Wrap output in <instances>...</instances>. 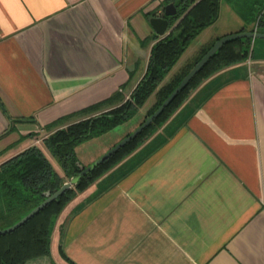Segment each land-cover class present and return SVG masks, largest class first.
Returning a JSON list of instances; mask_svg holds the SVG:
<instances>
[{
  "label": "crops",
  "instance_id": "0c3cea01",
  "mask_svg": "<svg viewBox=\"0 0 264 264\" xmlns=\"http://www.w3.org/2000/svg\"><path fill=\"white\" fill-rule=\"evenodd\" d=\"M221 1L218 20L192 44L219 35ZM167 4L0 0V163L121 104L161 38L149 20ZM244 4L248 14L232 13L240 23L229 33L253 29L264 0ZM200 89L204 99L189 98L64 208L50 241L58 262L264 264V58L231 65Z\"/></svg>",
  "mask_w": 264,
  "mask_h": 264
},
{
  "label": "trees",
  "instance_id": "16d2710c",
  "mask_svg": "<svg viewBox=\"0 0 264 264\" xmlns=\"http://www.w3.org/2000/svg\"><path fill=\"white\" fill-rule=\"evenodd\" d=\"M220 1L168 0V3H172L176 8V14L167 17L171 30L152 46L145 73L129 96L126 99H120L121 104L117 107L69 124L42 140L43 149L55 159L62 174L55 170L43 149L38 146L27 148L0 163V230L18 222L44 200V192L53 193L58 190L82 168L90 165L134 131L162 104L213 43L225 36L212 37L198 50V55L192 61L179 67V63L190 50L189 46L192 42L218 20ZM260 10L256 12L257 15ZM252 11L250 10V13ZM252 30L244 26L234 33ZM257 31L264 33V14L257 22ZM250 45L251 39H235L224 44L161 114L133 140L104 160L87 176L79 179L75 185L22 226L9 234L0 235V264H55L50 252L51 235L55 222L65 206L96 179L132 154L156 130L155 128L167 120L170 114L185 101L190 90L199 88L203 79L208 78L223 66L245 61L249 55ZM173 71L175 72L172 74ZM169 75H171L170 79L165 81ZM200 90L192 100L194 104H198L208 94ZM151 96L155 97V102L144 118L134 124L112 145L104 148L97 158L83 164L78 156L79 148L131 120ZM115 98L119 100L118 96ZM159 142L156 140L151 146L155 147Z\"/></svg>",
  "mask_w": 264,
  "mask_h": 264
},
{
  "label": "rangeland",
  "instance_id": "374dc122",
  "mask_svg": "<svg viewBox=\"0 0 264 264\" xmlns=\"http://www.w3.org/2000/svg\"><path fill=\"white\" fill-rule=\"evenodd\" d=\"M245 1L246 0H229L227 2H225L224 0L221 1V4H222V6H221V13L222 14H221V17H220L217 25L214 27V28H216V27L219 28V35H221V36H222V34L229 35V32H232V31H235L236 30V28H237V26L239 25L240 22L238 20H235L237 18L232 17V13H235V15L237 14L238 17L240 16V18L242 20L243 19V14H247V12H248L247 11V8H246V4H244ZM230 7L233 10H229ZM243 22H245V21H243ZM245 27H248V25H246ZM254 40H255V43L253 44V46L250 45L248 57L251 55V59L252 60H254L256 58V56L264 58V40H258V39H254ZM197 44H198V40L192 44L193 45L192 48H190V50H188L186 56L183 58V61L179 63V67H181L185 63H189L190 61H192L194 59V57L196 55H198V52H199L198 50H200L202 48V46L205 45V43H203L201 45L199 44L198 46H197ZM245 61H243L242 63H245ZM228 67H229L228 65L227 66H223L220 70H217L216 72L212 73L208 78L203 79V81L199 85V88L198 89H194V90L192 89V90H190L189 94H187L188 96L186 97L185 101L170 114V116L167 118V120H165L162 124L158 125V127L155 128L156 130H154L152 132V134H150L148 136V138H146L145 141L137 149H139L142 145L149 143L151 141L150 139L154 136V134L155 133H158V131L162 130V128L165 127V125L167 123H170V122L174 121V117L178 113V111L182 108V106L184 104H186V101L189 98L190 99L191 98H194V96L196 95V93L200 90V87L202 86V84L206 83L212 77L216 76L218 73H220L222 70H224L225 68H228ZM176 70H178V68ZM175 71H173L172 74ZM171 75L167 76L166 79H165V81L168 80V78ZM154 102H155V97L154 96H151L148 99V101L145 103V105L140 109V111L131 120H129L128 122L124 123L123 125L115 128L114 130H112L108 134H106L104 136H101L100 138H97L95 140H92L90 142H87V143L83 144L79 148V151H78V156H79L80 160L83 162V164H87L90 160H92L94 158H97V156L104 150V148H106L109 145H112L119 137H121L122 135H124L126 133V131H128L134 124H136L138 121L142 120L144 118V116L146 115V113L148 112V110L153 106ZM152 147L153 146H151V148ZM40 148L43 149L42 146H40ZM43 151L47 153L46 155L49 158V160L52 163V165L54 166V168L57 169V170H59L60 168H59L57 162L55 161V159L51 155H49L48 152L45 151L44 149H43ZM129 156H127V157H129ZM107 173H105V174H107ZM68 181L69 180H67L66 182H68ZM58 218H57V220H58ZM57 220H56V222H57ZM56 222H55V224H56ZM51 258L55 262V264H61L60 262H58L55 259V256L53 255V252L51 254Z\"/></svg>",
  "mask_w": 264,
  "mask_h": 264
},
{
  "label": "water",
  "instance_id": "95a60500",
  "mask_svg": "<svg viewBox=\"0 0 264 264\" xmlns=\"http://www.w3.org/2000/svg\"><path fill=\"white\" fill-rule=\"evenodd\" d=\"M176 14V8L172 3L165 5L163 10V16L152 17L149 20V23L153 31L160 37L165 35V32L169 26V21L167 17H172ZM235 39H258L264 40L263 32H253V31H244L238 33H232L225 35L218 40H216L211 48L202 56V58L191 68V70L183 77L177 87L170 93V95L162 102V104L150 115L148 116L141 125H139L134 131L129 135L124 137L116 145L110 148L107 152L99 156L94 162L90 165L81 169V171L70 178L68 182H65L58 190L53 193L44 192V200L38 204L34 209H32L28 214L22 217L14 225L0 230V235L9 234L15 231L17 228L22 226L25 222L30 220L33 216L38 214L44 207H46L51 202L55 201L59 196H61L65 191H67L71 186L75 185L79 179L87 176L91 171H93L97 166H99L104 160L115 154L119 149L128 144L133 140L140 132L147 128L160 114L161 112L170 104V102L177 96V94L183 90L189 81L203 68V66L210 60V58L226 43L235 40Z\"/></svg>",
  "mask_w": 264,
  "mask_h": 264
},
{
  "label": "built area",
  "instance_id": "2783aa9c",
  "mask_svg": "<svg viewBox=\"0 0 264 264\" xmlns=\"http://www.w3.org/2000/svg\"><path fill=\"white\" fill-rule=\"evenodd\" d=\"M263 14H264V4H263V6H262L260 12L258 13V15H257V17H256L255 25H254L253 30H252L253 32H257V22H258L260 16L263 15ZM253 42H254V39H251V46L253 45ZM246 63H247L248 65L251 64V57H250V56H249L248 59L246 60Z\"/></svg>",
  "mask_w": 264,
  "mask_h": 264
}]
</instances>
